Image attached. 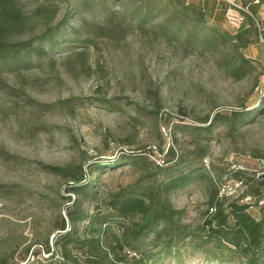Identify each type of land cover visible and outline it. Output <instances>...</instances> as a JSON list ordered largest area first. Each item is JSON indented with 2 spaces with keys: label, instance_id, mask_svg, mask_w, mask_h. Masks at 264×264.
<instances>
[{
  "label": "rangeland",
  "instance_id": "1",
  "mask_svg": "<svg viewBox=\"0 0 264 264\" xmlns=\"http://www.w3.org/2000/svg\"><path fill=\"white\" fill-rule=\"evenodd\" d=\"M43 1L21 0L25 12ZM218 1L227 5L226 0ZM252 1L236 4L241 7ZM250 7L261 20V31L240 52L257 64V71L240 81L220 66L218 53L184 50L179 41L138 31L122 16L116 29L94 34L92 45L78 51L83 55H55L52 65L0 76V186L14 189L13 195L0 198V264L53 263L58 258V227L62 222L67 230L78 226L66 215L68 199H74L68 192L71 182L51 175L47 167L79 168L86 180L92 179L98 199L82 207L91 216L100 207V198L142 179L128 165L101 174H91V165H114L122 154L143 149H149L148 159L155 166H165L171 148L184 164L214 180L235 170L245 172L248 185L218 181L219 196L228 203L251 205L249 212L258 216L253 182L264 181V115L235 133L221 123L212 124L209 142H195L183 129L217 113L253 110L264 97L260 94L264 8ZM238 23H242L240 14L234 10L224 30L234 34L246 27ZM99 24L101 28L107 25ZM38 33L16 42L31 40ZM225 53L236 56L232 50ZM96 100L111 102V106ZM66 102L70 105L64 108ZM210 189L207 183H199L171 197L173 209L184 214L180 225L188 232L212 218L207 206ZM260 194L264 196V187ZM107 252L116 264H132L141 258L127 249ZM211 260L185 248L179 258L164 259L161 264H218Z\"/></svg>",
  "mask_w": 264,
  "mask_h": 264
},
{
  "label": "trees",
  "instance_id": "2",
  "mask_svg": "<svg viewBox=\"0 0 264 264\" xmlns=\"http://www.w3.org/2000/svg\"><path fill=\"white\" fill-rule=\"evenodd\" d=\"M260 2L264 4V0ZM246 6L242 3L243 8ZM24 7L21 0H0V76L52 65L55 55H83L97 33L120 25L119 16L138 31H151L164 40L179 41L184 50L218 53L222 58L220 66L235 81L257 71V64L240 52L258 35L253 19L238 10L246 27L234 34L225 31L229 7L218 0H45L31 12H25ZM248 12L256 17L253 7ZM156 20L160 21L153 25ZM100 21L107 25L101 28ZM73 24L78 28H73ZM36 32L39 33L33 39L16 42ZM228 50L236 56L226 55ZM260 94L264 95V86ZM94 102L111 106V102L103 100ZM69 105L66 102L63 107ZM261 115L264 97L253 110L217 113L199 120L195 127L183 129L195 142H209L212 124L221 123L235 133ZM149 154V149H143L136 154H122L114 165H91V174L123 165L142 174L133 186L100 198V207L91 216L82 207L98 199L92 179L86 180L87 175L79 168H46L51 175L71 182L68 192L74 199H68L66 215L70 222L78 224L70 230L64 222L58 227L60 237L55 246L59 261L50 264H116L107 251L124 253L125 249L141 257L132 264H161L164 259L179 258L185 248L218 264H264V196L260 194L264 181L253 182L257 186L253 197L259 199L255 206L258 216H253L249 212L251 205L228 203L219 196L218 181L248 185L245 172L235 170L224 179L214 180L210 174L184 164L171 148L167 149L171 159L165 166H155L148 159ZM199 183L211 186L207 206L212 218L188 232L180 225L184 214L173 209L171 197ZM13 194V187L0 186V198Z\"/></svg>",
  "mask_w": 264,
  "mask_h": 264
},
{
  "label": "built area",
  "instance_id": "3",
  "mask_svg": "<svg viewBox=\"0 0 264 264\" xmlns=\"http://www.w3.org/2000/svg\"><path fill=\"white\" fill-rule=\"evenodd\" d=\"M243 0H226V2H227V5H228V7H229V9H228V11H227V14H226V19L228 18V15L231 13V12H233L234 10H237V12H238V14H240L239 13V11H242V12H244L245 14H247V15H249L252 19H253V21H254V25H255V28H256V30H257V32H259L260 33V22H261V20H259L258 18H257V16L256 17H252L251 15L252 14H250L249 12H248V9H249V7H250V5H252V6H254V7H260V8H264V4H262L261 2H260V0H253L251 3H250V5H247L245 8H243L242 7V4H240L241 5V7H238V5L236 4V3H240V2H242ZM239 10V11H238ZM240 21L242 22V23H244V18L240 15ZM241 23V24H242ZM240 23H238V25L240 26L241 25ZM261 44H262V47H264V40H262L261 39ZM262 86H264V81H262ZM159 166H161L160 164H158ZM28 263V262H27Z\"/></svg>",
  "mask_w": 264,
  "mask_h": 264
}]
</instances>
